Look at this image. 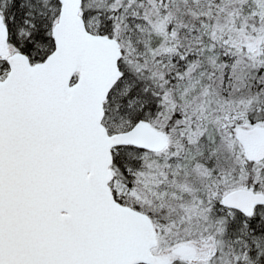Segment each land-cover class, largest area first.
<instances>
[{"label": "snow or ice", "instance_id": "snow-or-ice-1", "mask_svg": "<svg viewBox=\"0 0 264 264\" xmlns=\"http://www.w3.org/2000/svg\"><path fill=\"white\" fill-rule=\"evenodd\" d=\"M0 264H264V0H0Z\"/></svg>", "mask_w": 264, "mask_h": 264}]
</instances>
